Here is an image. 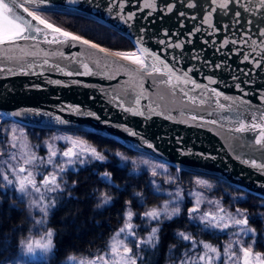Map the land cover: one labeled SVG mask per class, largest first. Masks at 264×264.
Returning a JSON list of instances; mask_svg holds the SVG:
<instances>
[{
	"label": "water",
	"instance_id": "water-1",
	"mask_svg": "<svg viewBox=\"0 0 264 264\" xmlns=\"http://www.w3.org/2000/svg\"><path fill=\"white\" fill-rule=\"evenodd\" d=\"M108 2L72 4L71 0H49L47 4L24 3V7L73 35L77 34L41 13L73 14L105 25L126 37L141 58L144 57L138 49L143 47L174 68L175 74L170 77L162 65L150 59L148 65L156 63L161 71L142 68L90 40L98 47L70 39L49 44L40 37L0 45V123L12 121L35 129L107 136L131 151L169 165L179 174L219 179L264 200V171L250 163L252 159L264 163V149L255 145L252 133L234 130L236 112L227 109L232 100L240 98L248 101L252 109L264 111L260 101L264 94V37L259 35L264 30V8L259 0L229 3L227 9L217 6L221 0H154L156 10L145 6L153 0H127L124 13L135 14L127 22L109 14ZM169 5L173 6L171 12L165 10ZM211 9H215L209 17L215 31L202 22ZM17 11L37 23L23 8ZM236 11L241 13L239 24L235 23ZM39 26L43 29V25ZM246 37L251 39L243 43ZM233 40L241 43L233 44ZM176 43L182 47L170 46ZM249 53L250 58L260 61V68L254 67L255 61L242 62ZM217 64L221 67L216 68ZM185 72L190 77L188 83L176 79ZM209 77L217 83L211 84ZM192 80L201 87L193 88ZM212 89L222 95L216 97ZM223 96L230 99L224 100ZM71 106H82L85 114L69 111ZM193 116L197 119L193 120ZM250 118L246 114L245 122Z\"/></svg>",
	"mask_w": 264,
	"mask_h": 264
},
{
	"label": "snow or ice",
	"instance_id": "snow-or-ice-1",
	"mask_svg": "<svg viewBox=\"0 0 264 264\" xmlns=\"http://www.w3.org/2000/svg\"><path fill=\"white\" fill-rule=\"evenodd\" d=\"M78 2L92 3L93 0H71L72 4H77ZM212 2L216 3V0H212ZM24 3L47 4L49 0H24ZM24 3H20L19 0H0V45H16L22 40L36 41L40 37L44 42L49 44L66 43L70 39L89 45L92 48L98 47V45L90 43L89 40L83 39L81 36L73 35L68 31L55 27L52 23L42 19L41 15H38L36 11L24 7ZM126 3L127 0H109L106 9L109 14L120 16L127 22L132 20L135 14L124 13ZM229 3L239 5L240 0H221L217 6L227 9ZM259 5L261 8H264V0H259ZM145 6L156 10L154 0L153 2L146 3ZM188 6L194 5L190 4ZM18 8H23L24 12H27V15L31 17V20L37 23L33 24L27 20L17 11ZM113 9H116L115 13H113ZM165 10L171 12L173 6L169 5ZM214 11L215 9H211L209 15L204 17L202 22L207 23L208 27L215 31L217 29L209 19L211 12ZM245 11H250V9L245 8ZM180 15L183 16L184 13H180ZM234 16L236 18L235 23L239 24L241 13L236 11ZM248 23H251V21L249 20ZM39 25H43V29ZM227 27L228 25H225V28ZM44 29L48 31L45 32ZM196 30L199 31L200 29L197 28ZM259 35L264 37V30H261ZM60 37L64 39L61 40ZM250 39L251 37H246L242 42L247 43ZM232 43L238 44L241 41L233 40ZM252 44L255 45L256 41L253 40ZM261 44H264V40H261ZM170 46L182 47L180 43ZM257 47L259 46L257 45ZM99 50L101 52L106 51L103 48ZM255 50L253 48V52ZM138 51L144 58H141V55H138L137 51H117L112 54L138 64L142 68L147 69L150 67L154 71H161V68L156 67V63L148 65L147 61L150 59L162 65L164 72L170 77L175 74L174 68L169 67L158 55H154L143 47H140ZM251 55V53L245 54L242 62L247 61L253 63L255 61L254 67L260 68V61L255 60L254 57L250 58ZM215 67L220 68L221 65L217 64ZM84 68L87 71L88 65L85 64ZM68 75H73V73L69 72ZM176 79L188 83L190 77L185 72L183 77L177 76ZM208 79L211 84L217 83L216 80L210 77ZM191 83L193 88L201 87L195 80H192ZM236 87L240 91H243L239 85H236ZM212 92L216 97L222 95L215 89H212ZM185 95H187V92H185ZM244 95H248V93L245 92ZM223 99L229 100L230 98L223 96ZM260 101L264 104V94H261ZM135 103L139 104V100H136ZM218 106L222 110L226 109L224 104H219ZM227 109L236 112L235 121L237 126L234 130L239 133H252V139L255 145H259L264 149V111L259 108L252 109L248 101L240 98L232 100L227 106ZM123 110L133 111L128 108H124ZM69 111L79 115L85 114L82 106H71ZM87 114L92 115L91 113ZM140 114L143 115V113ZM246 114H250L251 116L248 122H245ZM192 119L195 120L197 117L193 116ZM61 123H64V121H61ZM211 123H216V121H211ZM132 134L135 135V133ZM55 139H63L66 146L58 147L53 142L45 141V154L42 156L37 155L36 149L39 148V145L31 146L27 142V138L22 130L18 132L17 128L8 129L0 125V169H2L0 170V197L6 195L8 189H11L13 192H18L22 200L24 197H28L30 206L39 209L41 219L35 221V224L41 227L46 222L49 214L52 213L59 203L63 202L65 197L76 198L72 196L75 190V182L69 185L64 180V175L69 171L78 174L80 170L86 169L87 165L93 162L103 163L108 158L105 153L99 152L96 148L87 147L86 142L83 140L73 139L72 137H57ZM149 146L151 147V145ZM115 155L122 161L126 160L119 152ZM243 162L248 163V161ZM132 163L135 164L134 161ZM143 163L146 165L149 164L147 160L143 161ZM250 163L251 166L264 171V163H257L255 159H252ZM135 170L134 168L133 171ZM95 174L100 176L101 181L106 187L119 190L118 186L113 183L112 173L110 171L105 170L102 174L99 172ZM152 175L156 176L157 172L153 170ZM178 180L179 177H175L170 179L168 183L175 184ZM195 183L197 185L207 186V182L204 180L197 179ZM154 193L163 194V189L160 185L157 184L155 186ZM189 195L195 198V202L186 209L182 207L184 204V194L181 190L176 189L167 192V199L163 205L144 211L140 215V220L144 225L143 235L139 231L140 225L133 222L135 214L131 208L132 201H125V208L122 210L123 216L121 217L123 226L110 238L111 242L106 246L105 250L92 256L87 264H149V258L155 255V251L159 249L162 225L166 221L179 218L182 214H186L190 221L198 220L206 228L218 229L221 232L230 228H239V231L232 233L236 237V240L230 241L226 246H214L208 242L197 240L190 232L176 230L174 232V239L180 242V246L183 247L184 252L178 255L174 264H239L241 259L239 253H242V264H253V260L250 259L253 256L254 264H264V253L259 251L253 253L256 234L255 230L249 227V217L246 215V210L236 208L235 212L231 213L226 211L218 201L208 200L207 203L213 205L215 211H201L200 205L203 201L200 193L189 192ZM135 197L139 198L140 206L144 207L143 194L136 192ZM94 203L95 209L99 210L102 215L103 211L113 206V197L108 193H103L99 198L95 199ZM0 207H3V199H0ZM12 207L10 206V210ZM53 236L54 231L51 228H45L40 241L27 242V253L34 254L37 248L43 253L52 252L55 247ZM248 237H251L252 243L245 245L244 241ZM175 249V244L170 245L168 247L169 254H175ZM233 249L236 250L234 251ZM68 259L76 264L75 257H69ZM78 264H84V262L80 261Z\"/></svg>",
	"mask_w": 264,
	"mask_h": 264
},
{
	"label": "trees",
	"instance_id": "trees-1",
	"mask_svg": "<svg viewBox=\"0 0 264 264\" xmlns=\"http://www.w3.org/2000/svg\"><path fill=\"white\" fill-rule=\"evenodd\" d=\"M41 14L54 24L109 50L115 52L135 51L133 44L126 37L95 21L73 14L53 11ZM11 122L5 121L0 125L5 127L7 123ZM22 127L26 129L35 146L39 145V152L42 150L45 141L54 133L60 132L81 137L99 152L105 153L108 158L106 162H93L87 165L86 169L80 170L78 174L73 171L66 173L64 180L69 185L75 182V190L72 196L76 198L65 197L63 202L59 203L46 218L44 227L33 224L35 222L32 220L30 208L8 189L6 195L0 197L3 199V207H0V256L3 254L12 256L20 246L21 240L32 231L36 233L43 228H51L54 231L53 243L55 247L46 261L37 264H64L69 257H92L105 250L111 241L110 238L123 226L121 217L123 216L122 210L125 208V201H132L131 208L136 215L135 221L142 223L140 215L147 209L160 205L165 198L162 194L154 193V181L157 178L152 173L133 171V167L124 164L115 154L119 152L122 156L130 158L136 156L150 157L149 155L131 151L114 139L96 133ZM167 166L172 175L179 177L178 182L171 186L175 185L184 191L195 187L196 179H206L212 186L213 196L223 206L231 211H235L236 208L246 210V215L249 217V227L254 229L257 238H260L257 239L254 248L256 251L264 253L263 199L241 191L219 179L197 176L188 172L179 174L174 168ZM105 170L112 173L113 183L118 186L119 190L106 187L100 176L95 174L97 172L102 174ZM136 192L143 194L144 207L140 206L139 198L135 197ZM103 193H108L113 197V206L108 207L101 215L100 211L95 209L94 201ZM10 206H13L11 210ZM176 230L190 232L197 240L208 242L214 246L219 244V237L214 232L201 229L199 223L190 221L186 214H182L179 218L166 221L162 225L160 246L155 251V255L149 258V264H169L173 257H178L184 252L180 242L174 239ZM173 244L176 245L175 254L170 255L168 247Z\"/></svg>",
	"mask_w": 264,
	"mask_h": 264
},
{
	"label": "rangeland",
	"instance_id": "rangeland-1",
	"mask_svg": "<svg viewBox=\"0 0 264 264\" xmlns=\"http://www.w3.org/2000/svg\"><path fill=\"white\" fill-rule=\"evenodd\" d=\"M5 128L11 129V128H17L18 132L19 131H23L26 138H27V142L30 143L31 146H35V144L31 141V138L29 137V135L27 134V131L24 127H22L19 124H16L14 122L11 123H7L5 125ZM57 137H72L73 139H78V140H83L86 142L87 147L91 148V144L88 143L86 140L82 139L81 137L75 136L73 134H66V133H60V132H56L54 133L47 141L48 142H53L56 144V146L58 147H65V141L63 139H55ZM23 139V138H21ZM70 146V145H67ZM42 150L39 152V149H36V153L37 155H44L46 152V148L44 147V144L42 146ZM125 157V156H124ZM126 160L123 161L124 164H129L131 167H133V169L135 168L137 170V172H141V171H147L149 173H152L153 170H155L157 172V175L154 176L157 178L156 181H154V187L158 184L161 186V188L163 189V194L165 196V198L161 201V204L158 206H161L165 203V200L167 199V192L169 191H174L176 189H179L183 192L184 194V204H183V208H187L189 206H192L195 202V198L191 195H189V192H199L202 198V203L200 205V209L201 211H215L213 205H210L207 203L208 200H213V201H218L220 204L221 202L216 199L213 194H212V186L211 184L206 180V179H201L200 180H204L207 182V186H202V185H197L195 187H192L190 189H186V190H182L180 187L177 186H171L173 184H169L168 181L170 179L175 178V175H172L170 173L169 167L165 164L159 163L156 160H154L151 157H145V156H136L133 158L130 157H125ZM147 160L149 162V164H144L143 161ZM135 162V164H133L132 162ZM157 165H159V167H157ZM2 170V169H1ZM66 175V174H65ZM64 175V177H65ZM197 180V179H196ZM195 180V181H196ZM11 192H13L10 189ZM13 195L18 198L19 200L25 202L28 206V208H30V211L32 212V220L38 221L41 219V215L39 212L38 208L32 207L30 206L29 203V198L28 197H24L23 200L21 199V196L18 192H13ZM187 203V204H186ZM222 205V204H221ZM223 206V205H222ZM225 208L226 211L234 213L235 211H231L230 209H228L226 206H223ZM151 209V208H149ZM34 212H36V215L33 216ZM135 217L136 215H134L133 218V222L135 224H139L140 225V234H144V225L143 223L137 222L135 221ZM197 223H199V221H196ZM35 225V223H33ZM201 229L204 230H209L211 232H214L215 235H217L219 237V244L215 245V246H226L230 241H234L236 240V237L232 235V233L234 231H239V228H230L224 232L219 231L218 229H212L210 227L206 228L204 225L200 224ZM45 226V223L43 224V227ZM35 231V230H34ZM44 233V228L39 230L38 232H31L27 237H25L24 239L21 240L20 242V246L17 248V251L12 255V256H7V254H3L2 256H0V264H37L38 262H44L47 260V258H49L51 252L49 253H43L39 250V248H37L35 250L34 254H29L27 253V249H26V244L28 241H40L42 236ZM256 234V232H255ZM230 237V238H229ZM257 239V234H256V241ZM255 241V243H256ZM111 242V241H110ZM252 243L251 237H248L245 239L244 244H250ZM234 251L236 249H233ZM256 250L255 248H253V253H255ZM260 252V251H259ZM262 253V252H261ZM240 255V262L239 264H242V253H239ZM76 258V264H78V262L83 261L84 264H87V262L91 259V257L85 256V257H75ZM178 257H173L172 260L170 261L169 264H174V261L177 260ZM250 259L253 260V264H254V256L251 257ZM64 264H74V262L70 259H67L65 261Z\"/></svg>",
	"mask_w": 264,
	"mask_h": 264
}]
</instances>
